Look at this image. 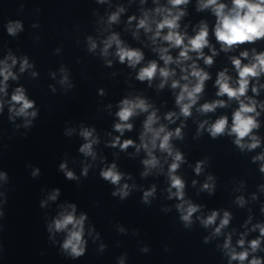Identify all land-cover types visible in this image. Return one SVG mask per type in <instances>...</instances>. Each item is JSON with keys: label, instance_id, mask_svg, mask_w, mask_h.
<instances>
[{"label": "clouds", "instance_id": "obj_1", "mask_svg": "<svg viewBox=\"0 0 264 264\" xmlns=\"http://www.w3.org/2000/svg\"><path fill=\"white\" fill-rule=\"evenodd\" d=\"M99 4H104L106 0H96ZM131 2V0H130ZM147 0H140L143 6ZM153 8L141 7L140 15H131L128 17L127 23L132 25L135 21V30L132 32L134 38H139V32L142 29L148 40L151 42L152 51L158 54L159 61L149 60L146 64L138 68L135 79L139 82H148L151 86L153 80L160 78L158 84L159 89H163L169 81L170 87L175 93V105L179 109L169 111L164 114L163 119L168 124L161 123V116L158 115L159 109L155 108L148 99L141 95L125 96L117 102V118L113 124V130L119 135L112 137L111 141L106 144L107 147L119 148L120 151H126L130 147L135 149L138 154L141 150L145 153V158L141 164L144 170L141 177H148L155 169L157 174L164 172V164H167V181L166 189L168 195L166 199L178 201L172 207L178 213V219L182 223L183 228L192 230L195 221L204 229L212 228L209 235L203 237V243L209 244L213 239L223 236V243L216 245L219 251L226 259V264H264V221L253 223L254 216L249 208V215L244 220L242 227L244 231L239 233V238L233 243V232L225 234L233 214L228 210H212L207 216L194 215L201 212L202 205L194 203L191 199L186 198V182L178 174V170L183 164L188 163L185 154L178 149L173 141L183 140V128L186 126L184 121L193 115V108L197 106L201 95L205 91L206 81L211 79L210 73L205 68L200 67L198 61H203L205 66H212L214 57L219 53L216 47L210 42V28L206 20H200L193 28V35H189L187 25L182 29L181 21L188 15L187 6L190 0H166L161 3L160 0H152ZM195 9L197 12L210 10L215 17V23L211 29L215 42L219 45L220 51L228 53L233 49L244 45H255L258 41H264V0H196ZM23 10V5H21ZM126 9L118 6L117 9L107 16V25L110 28L113 24L120 22L122 13ZM36 27L37 25H32ZM7 34L16 37L24 31L23 22L19 19L8 20L4 25ZM39 39V38H37ZM87 51L96 53L98 48L97 40L92 36L87 38ZM102 47L99 55L108 57L110 54L118 58L120 64H126L131 69H137L144 61V52L140 48L128 46L121 38L119 33L110 32L106 38L100 41ZM115 47L114 53H110V49ZM172 49H178V54L173 56ZM205 49L210 51V55L205 54ZM59 52V49L56 50ZM235 76L229 73L226 67L219 71L216 75L215 84L217 91L216 97H226L227 99H214L210 102L199 104L195 110L201 114L214 113L218 108H226L230 101H235L237 107L231 113V123L227 115H221L214 121L209 122L205 119L201 121L196 129V137H200L207 132L213 140L222 136L234 137L232 144L239 150L241 154L252 152L258 148L264 149L262 138L257 135V131L261 128V112L264 111V101L256 99L264 89V83L261 78L264 77V50L258 51L252 47L249 51L245 48L239 51L238 55L229 56ZM106 66H112V60L105 61ZM19 65L18 73L14 69ZM173 65L175 67H173ZM34 62L30 63L28 56L22 55L17 57L12 54L9 49L3 59H0V116L5 112L7 106V120L13 127V135L20 129L24 137L27 132L34 126V121L38 118L39 108L36 101L29 98L27 90L23 85L16 86L9 96V81L18 82L20 75L34 68ZM177 69H179V78L177 77ZM60 78L57 83L65 93L75 88V83L70 79V72L64 66L59 68ZM37 71H31L32 78L38 77ZM49 75L56 79V73L50 72ZM53 93L57 89L54 85H49ZM178 89V92L175 90ZM249 91L252 95H249ZM100 96H105L106 92L103 88L98 89ZM107 108L111 110L112 105L108 104ZM260 109V111H258ZM146 114L142 122V131L139 133V143L133 139H121L126 131L133 130L134 117ZM181 117L180 126L170 129L168 125L174 124ZM21 119L22 123H17V119ZM78 135L83 139V143L79 147V153L84 157H90L93 162L97 160V152L95 145L100 143L96 128L85 126L83 122L79 124ZM63 134L66 137H72L77 134L76 127H66ZM111 136V133H109ZM157 152L162 156H158ZM67 154L65 159L58 165V171L63 173L64 177L69 181H75L77 184L81 182V178H87L90 169L94 166L92 163L81 161L82 167L80 174L69 168ZM169 158L171 162L169 163ZM105 158L100 157L103 161ZM163 160V163H162ZM209 158L196 160L194 165L189 164L193 168L194 173L200 176L205 171V165ZM252 164L258 163V172L264 177V150L251 157ZM31 169V176L38 178L41 175V169L31 164L27 165ZM99 176L104 181L113 186L111 195L123 201L127 199L133 190H139L137 185L123 182L126 178L131 180L130 174L119 170L117 164H104L99 170ZM10 177L6 171L0 170V220L5 216L4 205L7 203V192L4 186L9 183ZM216 177L213 174L206 176L205 182L201 185L200 191L213 195L216 189ZM192 186L197 184L193 180ZM245 185L241 181V187L234 189L240 191ZM259 192L264 193V183L257 185ZM43 192L44 189H41ZM157 187L155 184L149 188L142 190L141 202L147 206H151L152 199L156 196ZM61 196V189L52 188L47 192L45 198L39 202V207L45 209L49 207V202L55 204L56 213L49 219L45 214V228L48 233V240L52 245L58 246L61 255L77 260L84 256L87 251L89 241L96 244L100 241L97 251L103 253L107 245L101 240V235L96 231L95 226L90 223L87 212L79 211L76 203L65 201L57 203ZM257 193L251 194V201H257ZM234 203L239 208H245L249 204V200L243 194L235 197ZM172 207H162V212H171ZM259 212L264 216V203L260 204ZM218 222V223H217ZM87 225V226H86ZM116 230L120 234H128V230L120 224L115 225ZM3 225L0 224V231ZM256 233L255 238L248 239L249 235ZM139 234V230L132 232L133 236ZM58 235L62 239H58ZM119 247V241H117ZM3 248L0 245V253ZM141 253H148L150 248L143 245L140 248ZM167 251V247H165ZM128 257L124 252L117 258L118 264H125Z\"/></svg>", "mask_w": 264, "mask_h": 264}]
</instances>
